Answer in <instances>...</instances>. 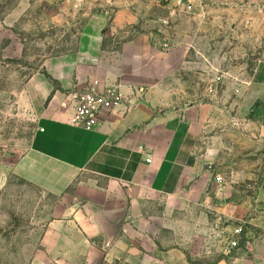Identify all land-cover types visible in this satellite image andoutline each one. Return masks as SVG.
<instances>
[{"label": "crops", "instance_id": "crops-1", "mask_svg": "<svg viewBox=\"0 0 264 264\" xmlns=\"http://www.w3.org/2000/svg\"><path fill=\"white\" fill-rule=\"evenodd\" d=\"M130 2L79 0L75 11V0H43L54 12L47 22L75 30L77 42L47 56L16 93L37 121L14 175L57 199L44 235L24 248L23 264H196L178 248H160L165 239L155 234L167 220L181 232L187 214L197 231L204 209L233 220L230 240L241 227L224 264H255L264 258L260 175L252 167L264 168V62L241 89L234 117L255 128L256 145L248 151L228 141L230 117L204 100L188 101L180 75L189 46L168 41L162 48L167 39L151 31L147 4L132 9ZM3 23L0 42L10 31L7 18ZM15 40L4 46V56L21 53ZM93 79L118 83L124 100L101 111L88 130L68 122L69 94ZM258 154L249 167V157ZM234 189L240 195L231 201ZM7 219L0 206V224ZM0 264L11 263L0 257Z\"/></svg>", "mask_w": 264, "mask_h": 264}, {"label": "rangeland", "instance_id": "rangeland-1", "mask_svg": "<svg viewBox=\"0 0 264 264\" xmlns=\"http://www.w3.org/2000/svg\"><path fill=\"white\" fill-rule=\"evenodd\" d=\"M75 2L77 11L79 0ZM143 3L151 12V31L174 45L189 46L188 62L180 75L183 90L191 95L188 101L204 100L201 102L218 115L230 117L228 141L248 145L250 151L256 145L252 137L255 128H246L234 117L241 89L264 62V0H132L129 5L136 9L134 6L140 8ZM49 14H54L52 7L44 5L43 0H0V21L4 24L7 18L10 29L0 42V177L6 179L0 184V206L8 215L0 224V257L11 264L24 263V248L44 235L57 200L16 177L12 169L28 149L37 121L34 113L18 102L16 93L33 71L42 69L47 56L69 51L77 42L76 31L48 23ZM9 23L13 26L9 27ZM10 35L22 48L20 54L6 57L2 49L14 39ZM257 157L259 154L249 157V167ZM252 167L260 175L256 176L260 189L256 200L264 207V168L257 171L258 164ZM237 190H232L229 200L239 197ZM206 210L198 213L197 231L191 230V214L184 215L187 223L181 232L173 220L161 221L155 234L165 239L160 248H178L196 264L232 260L233 254L227 248L233 220ZM258 261L264 263V258Z\"/></svg>", "mask_w": 264, "mask_h": 264}, {"label": "built area", "instance_id": "built-area-1", "mask_svg": "<svg viewBox=\"0 0 264 264\" xmlns=\"http://www.w3.org/2000/svg\"><path fill=\"white\" fill-rule=\"evenodd\" d=\"M161 47L166 49L170 47V44L167 40H164ZM142 90L139 89V91ZM69 95L74 102V107L68 122L73 126L88 130L94 128L101 111L118 107L124 100V95L118 83H102L99 79L89 81L83 87L72 91ZM261 140L264 143V136ZM215 181L221 184L223 182L222 176L216 175ZM240 232V226H237L233 230L235 237L230 240V246L236 247L238 245V235Z\"/></svg>", "mask_w": 264, "mask_h": 264}]
</instances>
